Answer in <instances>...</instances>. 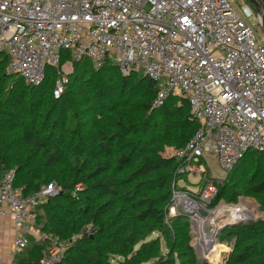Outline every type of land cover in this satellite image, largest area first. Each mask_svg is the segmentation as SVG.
I'll return each mask as SVG.
<instances>
[{
	"label": "trees",
	"instance_id": "16d2710c",
	"mask_svg": "<svg viewBox=\"0 0 264 264\" xmlns=\"http://www.w3.org/2000/svg\"><path fill=\"white\" fill-rule=\"evenodd\" d=\"M68 57L63 52L61 62ZM6 64L0 54V182L12 170L24 196L50 183L61 188L36 213L41 209L44 229L66 242V264H114L111 256L123 257L120 264H212L199 262L188 216L166 217L179 159L161 154L166 146L182 149L200 126L186 99L170 96L154 108L156 86L143 73L123 75L111 62L95 69L87 59L74 63L55 98L53 66L41 84L28 85L6 73ZM263 160L264 153L246 152L212 206L224 197L263 195ZM251 163L248 186L236 191L235 179ZM78 185L83 189L73 194ZM153 231L160 237L147 239ZM226 240L234 246L223 264H264V221L227 226L219 233ZM19 252L16 264H38L43 245L30 239Z\"/></svg>",
	"mask_w": 264,
	"mask_h": 264
},
{
	"label": "built area",
	"instance_id": "2783aa9c",
	"mask_svg": "<svg viewBox=\"0 0 264 264\" xmlns=\"http://www.w3.org/2000/svg\"><path fill=\"white\" fill-rule=\"evenodd\" d=\"M253 16L248 3L232 0H0V54L6 73L28 85L41 84L53 66L55 98L74 63L88 59L95 69L111 62L123 75L143 73L156 86L154 108L170 96L186 99L200 126L176 155L166 217L185 213L199 241L227 206H212L220 180L206 157L215 155L229 172L249 150L264 153V38L257 34L262 20ZM190 176L199 177L195 191ZM52 186L24 196L12 170L0 182V218L14 223V250L39 241L38 264H66V242L46 231L36 213Z\"/></svg>",
	"mask_w": 264,
	"mask_h": 264
},
{
	"label": "rangeland",
	"instance_id": "374dc122",
	"mask_svg": "<svg viewBox=\"0 0 264 264\" xmlns=\"http://www.w3.org/2000/svg\"><path fill=\"white\" fill-rule=\"evenodd\" d=\"M232 1H234V3H236L237 5H240L243 0H232ZM251 19H252V21H256L257 20L256 14H254V16ZM257 34H258L259 38H264V29L262 27L258 28ZM87 62H89L88 59H87ZM179 150L180 149H177L174 146H166L161 155L166 157V158L174 157L177 155ZM251 161H252V157L248 156L247 162L250 163ZM206 164H207L209 173L214 178L220 180V185L224 184L227 171L225 169H223L218 164L217 157L215 155L207 156L206 157ZM261 165H262L261 169L264 170V160H263ZM254 168H255V163H251L249 165V168H248L249 172L246 175L240 176L239 178L235 179L234 183H235V185H237L236 191H242L243 189H246V187L248 186V184L250 182V179H248V175L253 172ZM189 181L193 184V185H190L191 190L192 191L197 190L199 177L190 176ZM50 186H52V191L48 194V198L61 194V192H62L61 188L55 183H50V184L46 185L44 188H49ZM82 189H83V187L81 185H78L77 188L75 189V191L73 192V194H76L77 191L82 190ZM217 204H219V205H241V204H244V206L246 207V210H248L250 213H252V216L248 218V219L251 218V220H249L248 222H246L248 219L243 220L242 222H240V224H246V223H249L252 221H258V220L264 221V194L263 195L261 194L260 197L257 195H254V194L239 195L237 197V199L233 202H230L229 200H227L224 197L222 200L217 202ZM41 213H42V210L40 209L38 211V216L40 219H41ZM40 221H42V219ZM212 221H213V223H215L216 227L228 222L227 218H225V217L221 218V219H216L214 216L212 218ZM191 227H190V230H191V233L193 235L192 245H193L198 257L202 258V257H204V253H205L203 241L206 238H204L202 236L200 238V240L198 241L197 240L198 234H199L198 230L196 228H193V225H191ZM84 232L89 233L90 235H93V233H94V231H92L89 227L87 229H85ZM74 237L77 238V236H74ZM156 237H160V234L157 231H153L152 234L147 239L156 238ZM161 243H162L163 251H167L165 249L166 247H165L164 241H162ZM210 243H211V241H210ZM210 243H209V245H210ZM212 243L214 245L208 249V251H209L208 255L210 256V257H208L209 262L212 264H223L225 262V260L227 259L228 255L230 254V252L233 250L234 241L233 240L232 241H230V240L219 241V234L218 235L214 234V235H212ZM139 244L140 243L136 244V246H135L136 249L139 247ZM111 260L113 261L114 264H120L119 262L124 260V258L119 257V256H111ZM175 264H179V261L176 260Z\"/></svg>",
	"mask_w": 264,
	"mask_h": 264
},
{
	"label": "crops",
	"instance_id": "0c3cea01",
	"mask_svg": "<svg viewBox=\"0 0 264 264\" xmlns=\"http://www.w3.org/2000/svg\"><path fill=\"white\" fill-rule=\"evenodd\" d=\"M14 223L9 215L0 218V264H16L17 254L13 247Z\"/></svg>",
	"mask_w": 264,
	"mask_h": 264
},
{
	"label": "bare ground",
	"instance_id": "6f19581e",
	"mask_svg": "<svg viewBox=\"0 0 264 264\" xmlns=\"http://www.w3.org/2000/svg\"><path fill=\"white\" fill-rule=\"evenodd\" d=\"M226 216L225 218H227L228 222H237V221H243L248 219L249 217L252 216V213H250L248 210H246V207L244 206V204L241 205H227V206H222L221 208H219L215 214L214 217L216 219H221L222 217ZM218 227L213 226V229L208 232L206 235H203L204 238H206L203 241V246L205 249V255L210 257L208 255V249L211 248L214 244L212 243V235L215 234V230ZM211 241V243H210ZM210 243V245H209ZM207 250V251H206ZM203 254V253H202Z\"/></svg>",
	"mask_w": 264,
	"mask_h": 264
},
{
	"label": "water",
	"instance_id": "95a60500",
	"mask_svg": "<svg viewBox=\"0 0 264 264\" xmlns=\"http://www.w3.org/2000/svg\"><path fill=\"white\" fill-rule=\"evenodd\" d=\"M248 1H249V3L251 5H253V7L255 8L258 16H260V18L262 20L261 27L264 29V0H248ZM200 213H201V215L203 217H207L208 216V212L206 210H204V209H201ZM249 220H251V218L248 219L246 222H248ZM240 222H242V220L241 221H237V222H227V223H224V224L218 226V228L215 230V235H218L220 233V231L223 230L225 227H227V226H235V225L240 224ZM204 229L208 233V232H210L213 229V226L208 223V224L205 225ZM198 259H199L200 263L209 262L208 256H206L205 254H204V257H202V258L198 257Z\"/></svg>",
	"mask_w": 264,
	"mask_h": 264
}]
</instances>
